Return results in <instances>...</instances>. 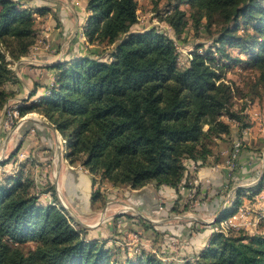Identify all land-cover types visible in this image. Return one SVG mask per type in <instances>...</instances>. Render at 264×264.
Segmentation results:
<instances>
[{
    "label": "trees",
    "instance_id": "1",
    "mask_svg": "<svg viewBox=\"0 0 264 264\" xmlns=\"http://www.w3.org/2000/svg\"><path fill=\"white\" fill-rule=\"evenodd\" d=\"M86 9L84 35L93 48L50 67L55 75L49 93L38 103L18 105L19 117L37 113L54 127L69 149L68 161L86 169L93 185L98 176L132 189L171 187L179 195L171 211L198 214L199 208L183 204L179 191L188 174L186 162L205 165L218 141H233L232 123L237 125L235 140L249 126L245 107L233 108L236 88L223 73L230 66L249 69L251 88L258 91L256 98L262 96L264 0H176L170 5L162 21L176 37L189 19L197 30L202 20L206 27L220 25L214 45L206 52L196 47L184 68L177 65L174 38L156 28L132 30L139 21L136 0H87ZM45 11L0 0V111L13 95L5 85L15 81L6 57L18 61L29 56L38 36L32 15ZM214 52L220 54L219 65L214 64ZM262 183L253 192L237 189L222 217L235 213L245 193L254 195ZM33 190L21 172L0 182V264H264V238L235 228L226 235L214 232L193 258L179 263L142 249L121 261L105 244L89 240L83 228L72 225L54 187L42 191L52 197L46 204ZM225 194L223 190L222 198ZM98 197L100 192L92 193L93 199ZM28 242L35 247L26 248Z\"/></svg>",
    "mask_w": 264,
    "mask_h": 264
},
{
    "label": "crops",
    "instance_id": "2",
    "mask_svg": "<svg viewBox=\"0 0 264 264\" xmlns=\"http://www.w3.org/2000/svg\"><path fill=\"white\" fill-rule=\"evenodd\" d=\"M13 1L33 9L45 8L46 11L36 14L45 22L37 36L36 45L29 56L14 63L12 70L15 81L5 85V89L13 93L6 102L8 110L11 104H26L45 96V90L53 83L55 75V69L50 67L69 56L86 54L87 46L89 47L81 38L82 28L89 16L86 9L87 0ZM29 60L34 61L29 62ZM33 90L36 93L30 97ZM248 106L245 107L244 114L247 116L249 126L245 128L246 135L239 138L243 139L244 146L237 158L235 168L230 169L225 165L231 146L236 141L237 125L235 123L231 124L233 141L231 143L218 141L214 155L205 165L199 166L193 162H186L187 175L195 174L198 184L196 187L198 194L193 206L196 211L199 208L198 214L191 210L185 211L184 214L171 211L179 195L174 188L167 186L155 188L153 185H146L140 189H132L130 187L112 188L108 185L106 190L100 189V197L93 199L94 186L91 175L83 168L70 166L65 159L60 162L64 165L57 178L56 191L61 206L73 226L83 228L89 240H97L106 247L114 242V238L121 240L123 237L130 239L136 245L147 243L149 234L155 240L162 237V243L168 247L173 241L182 243V249H185V245L191 244L193 246L191 251L185 253L182 250L177 256L169 255V250H163L164 245L158 252L157 249H151L156 251L152 253L160 254V258L166 261L179 263L186 258H193L207 245L213 233L217 232L215 230L217 225L210 221L217 216L222 207H226L237 189L250 190L263 180L254 195L250 196L249 191L245 193L241 200L242 204L236 210V212L239 210L238 213L232 217L235 212L226 218L228 221H234L241 215L243 206L247 207V205L252 209L254 207L252 214H264V176L261 177L264 170V109L254 111V104ZM34 115L41 117L37 113H28L18 122L13 131L8 132L1 125L4 109L0 111V157L7 156L15 146L17 138L20 137L23 138L22 150L25 149V145L27 148L30 145L34 148L31 156L29 152H25L27 159L31 157L35 159L42 166L43 171L46 163L53 162L52 156L59 155L57 144L59 133L54 131L46 120L33 118ZM24 158L26 159L25 155ZM196 165L195 173L192 168ZM37 170L39 168L36 166ZM223 190H226V194L222 203ZM251 190L255 191L254 188ZM259 195L261 198L257 203L254 202ZM45 199V203H50L52 197L45 194ZM218 203H221L219 209L216 208ZM258 210L261 211L257 212ZM190 221L194 222V226L189 225ZM260 223L264 224V218ZM131 234H136L137 240H133ZM170 234L176 237L173 238ZM140 249L150 252L147 248ZM181 253L182 256H180Z\"/></svg>",
    "mask_w": 264,
    "mask_h": 264
},
{
    "label": "rangeland",
    "instance_id": "3",
    "mask_svg": "<svg viewBox=\"0 0 264 264\" xmlns=\"http://www.w3.org/2000/svg\"><path fill=\"white\" fill-rule=\"evenodd\" d=\"M137 5H138V17H139V21L134 25V27L132 28L133 31H143L149 28H156L160 31H162L165 35L174 38L175 40V47L177 50V65L179 68H184L187 66L190 57H191V52H195L197 51L196 47L198 46H202L201 48L198 49V52H206L207 48L209 46L214 45V38L216 37L220 25L218 23H212L210 25V27H206L205 25V20H202V24L201 26L198 27V30L193 26L191 19L188 20V24L185 26L184 31L181 33V35H179L178 37H176L174 35L173 30L164 22L162 21L163 17H164V12L169 8L170 5H175L176 0H136ZM183 9H187L186 5H181L180 6ZM35 18V30L37 31V35L40 33V31L43 28V25L45 24L44 19L40 18L36 16V13H34V15H32ZM85 25V24H84ZM242 30V29H241ZM84 31H85V26L82 28V32H81V38L84 40L85 43H87V45H89V47L87 46V49L90 50L89 48H93V45L88 44L87 42V38L84 35ZM229 52L233 55V56H237L238 51L235 49H228ZM214 58L218 59V61L216 60V62H214V64H218L220 62V54L218 52H214L213 55ZM242 59H244V55L241 54L240 55ZM25 59V58H24ZM6 61L8 62V67H10V69H12L13 65L15 62L17 61H13L11 60L8 56L6 57ZM29 62H32L31 60H29ZM58 63H61V61H59ZM217 65V66H218ZM224 79L226 81H230L232 82V84L235 86V94H234V98H233V108L235 110H239L242 106L244 107H249L248 105L254 104L253 106V110L257 111V110H263L264 109V90L262 89V96L260 98H256L255 96V92H258L257 90H254L251 88V85L254 82V77H253V73H250L249 69H241V67L239 66H230V67H225L224 69ZM54 81V79H53ZM53 84V83H52ZM51 84V85H52ZM49 85V86H51ZM250 85V87H249ZM48 86V87H49ZM49 92L46 88L45 90V94L47 95ZM252 96V97H251ZM253 98V99H252ZM40 100V98L35 99L34 103H38ZM30 103V102H29ZM26 103V104H29ZM18 105H25V103H18L16 104ZM8 104L4 106L5 108V112H6V108H7ZM3 108V109H4ZM252 108V107H250ZM8 110V109H7ZM28 114H26L25 116H27ZM25 116L20 117L21 119H23ZM33 118H37L38 120H44L42 117H39L38 115H34ZM4 120V119H3ZM20 121V119H16V121H14V123L6 128L5 130L9 131H13L15 129V127H17L18 122ZM3 122H1V125L3 126ZM3 128H5L3 126ZM55 130L54 127H52ZM58 134V133H57ZM59 136V142H57L58 144V149H59V155H54L52 156L54 158L53 162L49 161L48 163H46V166L44 165V172L42 171V166L35 161V159H32V157L29 159H25L24 155L26 157L25 152H29L28 154H31L34 152V148H32V146L30 145L29 148L26 147L25 145V149H21L22 148V143H23V138H17L16 142H15V146L11 149L10 153L5 156V157H0V182H2V180L8 176V175H13V174H17L19 172H21V176L26 179L28 178L32 183H33V191L36 194H39L40 197V202L43 204H46L45 201V194H49L51 196L50 193H43L42 191L45 189H48L50 187H54L55 190V194L57 196V191L56 188L57 185V178L59 175V172L61 171L60 169H62V164L61 165V161H65V159L67 160V162L69 163L70 166H78L80 168V165L78 164H71L68 160V158L66 157V155L69 152V149L66 146V142L65 140ZM239 139V138H238ZM237 139V140H238ZM57 149V151H58ZM1 151V150H0ZM20 152L24 153V154H19ZM19 155V156H18ZM9 161V162H8ZM7 162V163H6ZM7 164V165H6ZM36 166L39 168V170L36 171ZM84 169V168H83ZM86 170V169H85ZM87 171V170H86ZM111 186L112 188H126V187H130V186H113L111 183L107 182V180L101 179L100 177L97 176V178H95V182H94V192H100V189L102 188L103 190H106L107 186ZM42 192V193H41ZM58 199V197H57ZM58 202L60 203L59 199ZM61 205V203H60ZM247 207H249L247 205ZM254 209V207H253ZM261 210H258L257 212H260ZM184 214V213H183ZM253 218L255 217V222L252 223L250 222V224L246 225L245 227H241V229H236V230H242L245 232L246 235L249 236H259L264 238V224L260 223L262 221V219L264 218V214L261 213L257 214L254 213L252 214V212H250L249 216H252ZM229 216L221 219L220 221L228 218ZM233 217V216H232ZM257 218V219H256ZM231 219V218H229ZM220 221L218 223V225L216 226V228L218 229L220 226ZM228 222V221H227ZM73 225V224H72ZM223 225H226L225 222L223 223ZM219 229L217 230V232H220ZM238 231H234L233 233L237 234ZM223 232V231H221ZM225 235L228 234V231H226L224 233ZM162 235V234H161ZM153 236V235H152ZM159 236V235H157ZM148 240L147 243L144 242L142 244H137L134 243L133 241H130V239H127L125 237H123V239L119 240L114 238L113 239V243H111V245H107L109 247L106 248H110L113 255L116 256V258H118L119 260L123 261L127 258H134L135 254H139V252L136 250L137 248H147L150 250L151 249H157L161 250L162 249V245L165 246V248H163V250H169L168 254L169 255H176L181 252L182 250L185 251V253H188L189 251H191V248H193V246L191 244H187L185 245V249H182V243H178L176 242V244H173V241L171 243V246L168 247V245H165L162 243V237L158 238L157 240H155V238H151V234H149L148 236ZM155 240V241H154ZM118 243H117V242ZM154 241V242H153ZM34 248L35 247V243L34 242H28L26 245V248ZM135 249V252H134ZM198 251V250H196ZM195 251V252H196ZM156 254V253H153ZM157 255V254H156ZM159 256V255H157ZM182 256V253L181 255ZM186 256V255H185ZM162 259V258H161ZM165 261V259H162Z\"/></svg>",
    "mask_w": 264,
    "mask_h": 264
},
{
    "label": "built area",
    "instance_id": "4",
    "mask_svg": "<svg viewBox=\"0 0 264 264\" xmlns=\"http://www.w3.org/2000/svg\"><path fill=\"white\" fill-rule=\"evenodd\" d=\"M18 118L20 120H22L19 117V115L16 114V104H11V108L8 110V112H5V115H4V120H3L4 121L3 126L5 127L4 129L10 127L14 123V121H16V119H18ZM246 133H247V130L244 129L242 131V134L246 135ZM243 146H244L243 139H238V140L233 142L231 149L229 151V154L227 156V160L225 161V165L227 166V168L233 169L236 167L237 158H238ZM19 154H24V153L20 152ZM26 159H27V156H26ZM192 170L195 171V173H196L197 165L193 166ZM193 173L194 172H192V174ZM185 177H186L185 178L186 181H184L179 186V190H180L181 194H183V204H188L190 207L193 208V206L196 202L195 189L198 185L197 180L195 179V174L186 175ZM260 198H261V195H259L258 198L254 199V202L257 203L258 199H260ZM252 211H253V209L251 207L243 206V211H242L241 215L237 216L234 221H228V225H234L235 229H241V227H245L246 225L250 224V222L254 223L255 217L250 218V216H249L250 212H252ZM215 230H219V229H215ZM131 237L133 240H137L136 234H131ZM173 244H176V241L173 242ZM137 250L140 251L141 249L138 248ZM151 252H156V251L152 250Z\"/></svg>",
    "mask_w": 264,
    "mask_h": 264
},
{
    "label": "bare ground",
    "instance_id": "5",
    "mask_svg": "<svg viewBox=\"0 0 264 264\" xmlns=\"http://www.w3.org/2000/svg\"><path fill=\"white\" fill-rule=\"evenodd\" d=\"M6 112H8L7 108H6ZM16 114L19 115L17 109H16ZM256 219H257V218H256ZM227 221H228V220H222V221L219 223V224H220V229H222V230H220V232L223 231V232L225 233V232L228 231L230 228H235V226H233V225H228V222H227ZM224 222H225L226 225H223Z\"/></svg>",
    "mask_w": 264,
    "mask_h": 264
},
{
    "label": "water",
    "instance_id": "6",
    "mask_svg": "<svg viewBox=\"0 0 264 264\" xmlns=\"http://www.w3.org/2000/svg\"><path fill=\"white\" fill-rule=\"evenodd\" d=\"M4 115H5V108H4ZM263 176H264V170L261 174V177H263ZM223 211H224V207L221 208V211L217 214V216L213 220L210 221V223H216L217 221H220L221 219H223L224 218V217H222Z\"/></svg>",
    "mask_w": 264,
    "mask_h": 264
}]
</instances>
